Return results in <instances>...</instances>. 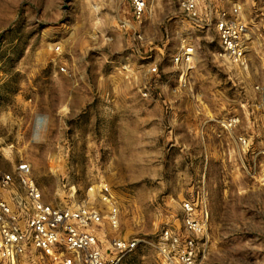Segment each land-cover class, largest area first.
I'll list each match as a JSON object with an SVG mask.
<instances>
[{
	"label": "rangeland",
	"instance_id": "rangeland-1",
	"mask_svg": "<svg viewBox=\"0 0 264 264\" xmlns=\"http://www.w3.org/2000/svg\"><path fill=\"white\" fill-rule=\"evenodd\" d=\"M147 1L139 22L129 0H0V173L28 161L59 207L108 185L120 226L98 227L104 246L140 240L123 264H166L155 239L188 199L209 211L201 264H264V0H200L201 20ZM234 5L246 66L219 56L216 11Z\"/></svg>",
	"mask_w": 264,
	"mask_h": 264
},
{
	"label": "built area",
	"instance_id": "built-area-1",
	"mask_svg": "<svg viewBox=\"0 0 264 264\" xmlns=\"http://www.w3.org/2000/svg\"><path fill=\"white\" fill-rule=\"evenodd\" d=\"M129 2L131 16L142 22L148 1ZM180 3L189 19H202L200 0ZM206 6L208 10L210 3ZM216 12L219 56L237 66H246L249 34L241 6ZM194 54V45H184L174 62L190 66ZM61 69L65 71L64 67ZM236 122L237 119H230L228 124ZM95 193L98 203L84 200L71 206H54L44 200L28 161H20L12 172L0 173V264H37V254L49 258L52 264H123L140 240L112 235L104 246L98 227L107 224L117 230L120 212L108 185H101ZM181 216V228L166 227L157 236V251L166 264H201L199 239L207 233L208 207L205 203L199 207L198 202L188 199L182 203Z\"/></svg>",
	"mask_w": 264,
	"mask_h": 264
}]
</instances>
